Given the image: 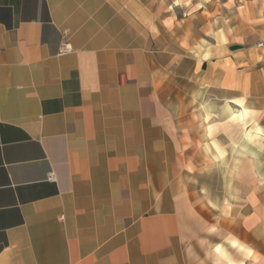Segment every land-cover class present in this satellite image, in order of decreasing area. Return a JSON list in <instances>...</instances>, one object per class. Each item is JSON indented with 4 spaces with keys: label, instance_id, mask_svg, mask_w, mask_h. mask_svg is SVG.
<instances>
[{
    "label": "crops",
    "instance_id": "0c3cea01",
    "mask_svg": "<svg viewBox=\"0 0 264 264\" xmlns=\"http://www.w3.org/2000/svg\"><path fill=\"white\" fill-rule=\"evenodd\" d=\"M184 1L204 25L173 24L169 63L147 0H0V264H264V187L251 174L228 204L197 188L192 113L164 91L182 39L196 51L220 21L219 42L233 27L247 46L211 71L240 107L214 115L264 119V0Z\"/></svg>",
    "mask_w": 264,
    "mask_h": 264
},
{
    "label": "rangeland",
    "instance_id": "374dc122",
    "mask_svg": "<svg viewBox=\"0 0 264 264\" xmlns=\"http://www.w3.org/2000/svg\"><path fill=\"white\" fill-rule=\"evenodd\" d=\"M162 1L147 0L146 13L149 21L154 22V25L155 16H157L158 20L163 18L164 53L169 57L170 63L174 36L172 32L173 24L177 25L179 23V28L181 32L182 30L186 32L185 35H187V31L190 28L196 31L203 29L204 24L203 18L199 16L195 18L191 16V20H188V3L184 0ZM189 6L193 8V5L190 4ZM161 27L158 25V30ZM227 30L229 33L228 38H224L223 42H219L218 35L222 33L223 29L220 21L212 20L207 36L200 31L201 37L196 42V51L187 50V36H185L181 41L186 48L184 50L181 49L180 52V68L178 71L175 68L165 69L164 90L165 94L170 96V93L179 92L181 111L192 113V116H181L182 123L188 127L189 132H181L180 135L182 138H186L185 141L192 143L194 141L197 146L195 149L197 153L195 156L197 188L205 190L206 193L212 196V200L222 199L225 204H228L227 200L233 198L228 195L231 191L242 186L246 187L245 182L250 178L251 174L255 175L259 185L264 187V136L259 135L254 141L246 139V131L252 128L255 121L264 128V119L260 118L258 121L257 117L252 116L251 111L249 117L243 121L230 119V113L233 110L240 109V107L226 101H223L222 105H225L231 111L228 117L224 121H219L220 119L217 118L221 117L214 115L219 109L223 108L219 99V90L215 85L219 76L215 75L216 73L211 75V71L217 69L216 72L219 73L217 65L220 62V57L225 58L223 61L227 66L233 67L231 55L244 53V47L247 46L243 41H236V35L239 34L236 28L234 30L231 27L230 30ZM230 31L234 34L230 35ZM220 43H225L222 46V51L219 47ZM204 44L207 47L211 44L212 51L205 50ZM263 45L264 43L259 41L257 48L262 50ZM244 57L240 55L238 59H244ZM211 65L214 68H210ZM172 78H174V82L179 79V84H173ZM244 102L251 109L250 102L247 103L246 99H244ZM209 110L214 116L209 115ZM241 150L244 151V156L252 154L253 150L254 154L260 157V162L249 163L251 161L247 160L248 162L236 164L234 160L230 161ZM238 173H241L239 175L240 180L237 179L239 177Z\"/></svg>",
    "mask_w": 264,
    "mask_h": 264
},
{
    "label": "built area",
    "instance_id": "2783aa9c",
    "mask_svg": "<svg viewBox=\"0 0 264 264\" xmlns=\"http://www.w3.org/2000/svg\"><path fill=\"white\" fill-rule=\"evenodd\" d=\"M60 53H69L72 51V46L68 42H64L60 45ZM49 179H55L54 173H50Z\"/></svg>",
    "mask_w": 264,
    "mask_h": 264
}]
</instances>
